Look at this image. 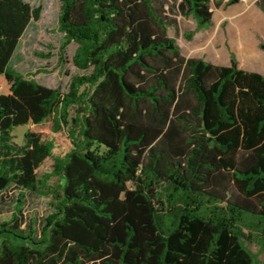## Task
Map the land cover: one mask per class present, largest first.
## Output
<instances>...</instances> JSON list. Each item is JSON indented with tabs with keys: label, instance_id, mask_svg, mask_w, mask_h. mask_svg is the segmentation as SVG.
<instances>
[{
	"label": "trees",
	"instance_id": "16d2710c",
	"mask_svg": "<svg viewBox=\"0 0 264 264\" xmlns=\"http://www.w3.org/2000/svg\"><path fill=\"white\" fill-rule=\"evenodd\" d=\"M59 1L60 60L75 43L88 72L66 92L11 67L41 10L0 0V193L21 190L0 264H257L246 243L264 249V75L234 54L185 57L153 0ZM212 1L182 0L195 31ZM27 125L20 146L13 131ZM25 192L53 194L39 236L14 225Z\"/></svg>",
	"mask_w": 264,
	"mask_h": 264
},
{
	"label": "rangeland",
	"instance_id": "374dc122",
	"mask_svg": "<svg viewBox=\"0 0 264 264\" xmlns=\"http://www.w3.org/2000/svg\"><path fill=\"white\" fill-rule=\"evenodd\" d=\"M33 8H40V17L32 20L22 36L11 59L10 65L26 78H34L40 84L51 88H60L62 92L69 89L74 76L87 74L73 63L77 45L71 43L64 50V60H60L64 34L59 31L61 3L59 0H25ZM228 0H213L212 24L205 30L195 31L196 23L192 16H186L182 0H153L154 5L168 23V34L174 38L181 53L187 58H202L216 65H230L234 54L238 67L244 70L264 74V15L253 2L228 6ZM193 33L191 39L186 34ZM245 43L249 50L256 51L258 61L254 67H248L241 48ZM262 59V61L260 60ZM4 77H0V93H8ZM75 108L70 109L73 116ZM30 125L14 129V142L25 144V132ZM62 180L52 178L51 187L59 185ZM21 190L15 186L0 193V224L12 218L15 203ZM53 194L37 195L24 193V205L14 223L21 230L32 227L39 236L44 219L52 212ZM247 247L257 254V264H264V249L256 241L247 242Z\"/></svg>",
	"mask_w": 264,
	"mask_h": 264
},
{
	"label": "crops",
	"instance_id": "0c3cea01",
	"mask_svg": "<svg viewBox=\"0 0 264 264\" xmlns=\"http://www.w3.org/2000/svg\"><path fill=\"white\" fill-rule=\"evenodd\" d=\"M249 2H253L254 4H256V6L258 7L259 11L264 15V0H245L246 4H248ZM248 67H254V65L253 66H249L248 65ZM248 71H250V70H248ZM254 72H256V71H254Z\"/></svg>",
	"mask_w": 264,
	"mask_h": 264
}]
</instances>
